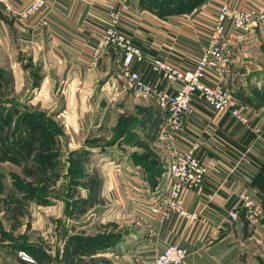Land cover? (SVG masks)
Wrapping results in <instances>:
<instances>
[{"label": "crops", "instance_id": "0c3cea01", "mask_svg": "<svg viewBox=\"0 0 264 264\" xmlns=\"http://www.w3.org/2000/svg\"><path fill=\"white\" fill-rule=\"evenodd\" d=\"M30 1L11 0L10 11L0 6V68L6 73L0 77V85L5 87L7 75L13 77L14 90H21L23 79L26 83L28 77L19 57L27 53L40 63L45 75L37 95L47 86L54 64L68 71L96 63L95 51L103 26L99 19L106 17L111 7L122 12L121 31L140 45L153 42V48H144L146 54L166 55L176 50L184 55L178 56L180 60L192 64L184 49L193 52L201 49V38L210 34L222 4L235 3L240 7L264 4V0H154L146 5L140 0L135 4L132 0H47L44 9L20 22L18 14ZM226 34L230 36L232 63L225 84L246 107L251 108L236 91L242 88L244 95L255 96L250 99L254 121L264 129V29L252 26L238 40L236 31L228 24ZM255 59L263 62H253ZM6 61H10L9 66H5ZM67 62L73 68H66ZM238 74L243 77L237 79ZM156 77L154 72H148L150 80ZM35 98L38 103V96ZM197 107L196 118L192 120L195 130L215 117L202 106ZM218 122L217 138L205 136L211 145H205L199 156H209L219 163L239 158L246 152L247 158L241 162L235 179L223 181L217 175L214 179L207 178L200 189L184 191L183 203L190 214L196 213L195 218L154 203L149 190L152 184L139 174L126 178L116 169L114 175L107 174L99 190L92 192L89 185L77 181L72 187L75 193L84 187L78 207L77 201L68 198L73 192L69 189L60 195L51 192L44 201H38L36 194L22 189L16 179L2 180L0 171V264H141L170 244H179L187 250L184 264H258L256 251L264 256V221L251 228L240 207L237 218L227 214L237 205L234 195L237 183L245 181L247 171L260 158L264 159V147L255 142L252 132L240 131L229 113L220 115ZM70 183L65 180L61 186L69 187ZM244 184L247 193L264 198V162L253 182ZM103 196L109 200L110 211L90 223L96 230L91 233L94 240L89 249L83 250L77 238L84 240L90 235L79 232L86 226L85 208L95 211ZM153 204L156 210L150 208ZM73 214L82 217L83 225H79L80 219L76 221ZM75 223L77 230L71 227ZM73 238L76 241L71 243ZM21 251L30 254L35 263L23 260ZM43 252L45 260L41 263L38 259Z\"/></svg>", "mask_w": 264, "mask_h": 264}, {"label": "rangeland", "instance_id": "374dc122", "mask_svg": "<svg viewBox=\"0 0 264 264\" xmlns=\"http://www.w3.org/2000/svg\"><path fill=\"white\" fill-rule=\"evenodd\" d=\"M132 1L135 4L138 0ZM140 1L146 5L154 0ZM19 58L22 68L27 71V82L23 79L24 86L16 91L13 77L6 75L5 87L0 85L2 180L16 179L22 189L36 194L38 201H44L51 192L60 195L69 189L73 192L68 198L77 201L75 204L78 205L84 187L75 193L72 187L77 181L89 185L92 192L99 190L107 174L114 175L116 169L126 178L139 174L151 180L166 168L170 150L158 137L166 113L153 98L125 83L121 75V57L114 48H109L107 54L100 55L90 66L65 71L64 67L54 64L41 95L36 94L45 79L40 63L27 53ZM252 61L263 62L260 59ZM9 62L6 61L5 66H9ZM67 66L73 68L68 62ZM4 72L0 68V77L6 74ZM238 77L243 76L238 74ZM243 90L240 88L236 93L252 108L250 99L255 96H246ZM35 96H38V103ZM65 180L71 181L69 187L61 186ZM102 198L95 211L89 212L88 206L85 208L86 226L79 232L90 235L84 240L77 238L83 250L92 246L91 233L96 231L91 225L93 220L110 211L109 200ZM73 217L76 221L80 219L79 225H83L82 217L76 214ZM77 225L71 224V227L77 230ZM244 236L248 237V232ZM73 241L76 238L71 243ZM256 252V263L264 264V256ZM40 255L38 260L44 263V252Z\"/></svg>", "mask_w": 264, "mask_h": 264}, {"label": "built area", "instance_id": "2783aa9c", "mask_svg": "<svg viewBox=\"0 0 264 264\" xmlns=\"http://www.w3.org/2000/svg\"><path fill=\"white\" fill-rule=\"evenodd\" d=\"M10 1L0 0V6L10 11ZM46 5L47 0H31L18 14V20H28ZM121 17L122 12L111 7L107 10V16L99 19L103 26L95 58L107 49L114 48L121 56V75L125 83L135 91L153 98L166 113L158 137L168 144L170 159L165 170L157 177L156 184L151 186L153 188L149 186V190L154 203L160 204L163 209H176L187 218H195L196 213L190 214L183 203L184 191L200 189L207 178L214 179L217 175L222 176L223 181L236 177L241 162L247 158L246 152L239 158H229V162L219 163L213 162L209 156H199V151L205 149V145H211L205 136L217 138L218 117L229 113L240 131L252 132L255 142L264 147V129L254 121L255 112L242 104L225 84L232 63L227 25L230 24L236 31L238 40L252 26L264 29V4L250 7H240L235 3L222 4L210 34L201 38V49L198 52L184 49L192 64L180 60L178 56L184 55L176 50L172 51L173 54L149 56L144 48H153V42H144V45L136 43L133 37L119 29ZM149 71L157 75L155 80L148 78ZM197 105L215 117L195 130L192 120L196 118ZM263 162L264 159L260 158L254 163V168L247 171L244 177L246 183L253 182ZM245 181L237 183L234 190L237 205L227 216L237 218L240 207L249 226L254 228L264 221V198L247 193ZM150 208L157 209L154 204ZM20 256L23 260L35 263V259L26 251H21ZM186 257L185 248L170 244L157 256L141 264H184Z\"/></svg>", "mask_w": 264, "mask_h": 264}, {"label": "trees", "instance_id": "16d2710c", "mask_svg": "<svg viewBox=\"0 0 264 264\" xmlns=\"http://www.w3.org/2000/svg\"><path fill=\"white\" fill-rule=\"evenodd\" d=\"M155 1H156V0H155ZM153 2H154V1H153ZM153 2H152V3H153ZM164 170H165V169H164ZM164 170L157 172V173L153 176V178H152L151 180H149V182H150L153 186H154V185L156 184V182H157V177L160 176Z\"/></svg>", "mask_w": 264, "mask_h": 264}]
</instances>
